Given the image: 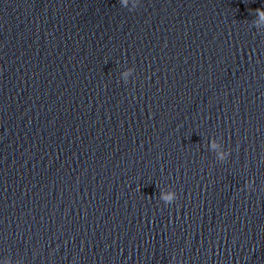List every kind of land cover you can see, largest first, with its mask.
<instances>
[{
	"label": "water",
	"instance_id": "obj_1",
	"mask_svg": "<svg viewBox=\"0 0 264 264\" xmlns=\"http://www.w3.org/2000/svg\"><path fill=\"white\" fill-rule=\"evenodd\" d=\"M131 6L0 0V258L264 264V0Z\"/></svg>",
	"mask_w": 264,
	"mask_h": 264
},
{
	"label": "clouds",
	"instance_id": "obj_2",
	"mask_svg": "<svg viewBox=\"0 0 264 264\" xmlns=\"http://www.w3.org/2000/svg\"><path fill=\"white\" fill-rule=\"evenodd\" d=\"M121 3L124 7H128L130 0H121ZM140 3V0H131V7L130 10H134L136 6ZM256 16H257V26L264 25V10L256 9ZM133 75V69L129 68L126 71L121 73V79L124 82H127L129 80V77ZM213 147L217 149V159L220 162H225L229 155V151H223L220 150V146L213 142ZM249 187H251V183L248 184ZM165 204H171L177 199V194L174 190L167 191L162 194L161 197ZM0 264H12V260L10 258H0ZM16 264H22L20 260L16 261Z\"/></svg>",
	"mask_w": 264,
	"mask_h": 264
}]
</instances>
